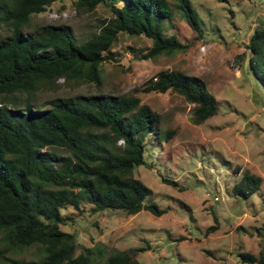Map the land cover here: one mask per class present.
I'll use <instances>...</instances> for the list:
<instances>
[{"label":"trees","instance_id":"trees-1","mask_svg":"<svg viewBox=\"0 0 264 264\" xmlns=\"http://www.w3.org/2000/svg\"><path fill=\"white\" fill-rule=\"evenodd\" d=\"M55 1L60 0H0V28L9 30L0 36V264H140L135 254L143 248L80 244L75 233L61 229L66 219L62 210L78 209L84 200L92 211L132 215L146 209L161 215L164 209L144 202L150 188L135 177L134 169L145 163L148 136L168 142L174 130L162 132L158 113L134 94L57 97L49 100L48 108L34 107L27 96L22 108L15 105L20 95L59 78L100 82L101 64L115 59L111 50L119 34L151 40L140 54L143 59L173 55L187 45L177 35L162 32L164 19L173 16L168 0H75L77 7L93 10L103 4L111 13L80 42L65 24L26 32L32 15ZM175 7L200 34L191 1L177 0ZM248 48V70L264 85V28L253 31ZM145 90L181 95L192 104L193 124L218 111L205 81L181 70L156 72ZM161 181L177 184L166 177ZM262 183L263 177L245 171L232 192L247 198ZM31 249L33 255L27 258ZM237 255L240 264L264 263V252Z\"/></svg>","mask_w":264,"mask_h":264},{"label":"rangeland","instance_id":"rangeland-1","mask_svg":"<svg viewBox=\"0 0 264 264\" xmlns=\"http://www.w3.org/2000/svg\"><path fill=\"white\" fill-rule=\"evenodd\" d=\"M168 1L173 16L164 19L162 32L177 35L187 45L184 51L143 59L140 54L151 40L119 34L111 50L115 59L101 64L100 82L59 78L20 95L15 106L22 108L27 96L41 108L50 107L49 100L57 97L138 96L158 113L162 132L174 130L168 142L148 136L145 163L134 169L135 177L150 188L144 202L155 203L164 212L156 216L146 209L132 215L92 211L82 200L78 209L62 210L66 219L61 229L75 233L85 246L143 248L135 254L140 264H240L239 252L256 256L264 252V85L247 66L249 38L256 28H264V0H190L199 17L200 34L181 17L177 0ZM110 16L103 4L86 10L77 7L75 0H60L32 15L25 31L65 24L80 42ZM7 34L9 30L1 27L0 36ZM167 69L203 79L216 98L217 113L193 124L192 104L181 95L146 91L147 80ZM245 171L263 177V183L249 197H237L232 186ZM161 177L177 184H166Z\"/></svg>","mask_w":264,"mask_h":264}]
</instances>
